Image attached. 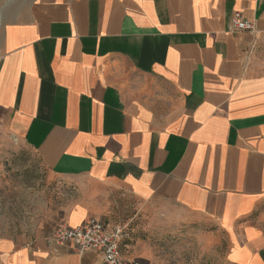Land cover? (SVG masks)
I'll return each mask as SVG.
<instances>
[{"label": "crops", "instance_id": "obj_1", "mask_svg": "<svg viewBox=\"0 0 264 264\" xmlns=\"http://www.w3.org/2000/svg\"><path fill=\"white\" fill-rule=\"evenodd\" d=\"M0 124L62 194L0 264H100L52 238L90 217L140 264L162 263L150 228L264 264V0H0Z\"/></svg>", "mask_w": 264, "mask_h": 264}, {"label": "rangeland", "instance_id": "obj_2", "mask_svg": "<svg viewBox=\"0 0 264 264\" xmlns=\"http://www.w3.org/2000/svg\"><path fill=\"white\" fill-rule=\"evenodd\" d=\"M59 185L34 151L0 124V237L18 241L36 237L45 227L43 224L61 207ZM141 236L157 250L161 264H173V249H182V264H196L190 249H201L197 238L180 239L167 232L163 236L152 228Z\"/></svg>", "mask_w": 264, "mask_h": 264}, {"label": "built area", "instance_id": "obj_3", "mask_svg": "<svg viewBox=\"0 0 264 264\" xmlns=\"http://www.w3.org/2000/svg\"><path fill=\"white\" fill-rule=\"evenodd\" d=\"M233 30L252 32L253 23L245 18L240 11H235L231 17ZM122 228L107 227L100 219L90 217L75 226H60L53 231V240L61 245H69L77 253L87 251L100 255V264H140L135 259H126L121 255L120 241Z\"/></svg>", "mask_w": 264, "mask_h": 264}]
</instances>
